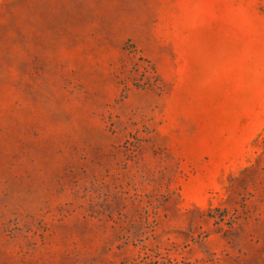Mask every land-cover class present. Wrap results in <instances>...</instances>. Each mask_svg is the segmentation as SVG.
Returning <instances> with one entry per match:
<instances>
[{
  "label": "rangeland",
  "instance_id": "1",
  "mask_svg": "<svg viewBox=\"0 0 264 264\" xmlns=\"http://www.w3.org/2000/svg\"><path fill=\"white\" fill-rule=\"evenodd\" d=\"M0 264H264V0H0Z\"/></svg>",
  "mask_w": 264,
  "mask_h": 264
}]
</instances>
